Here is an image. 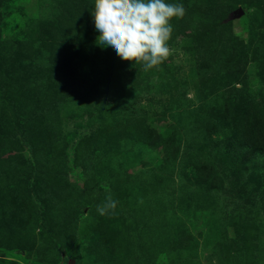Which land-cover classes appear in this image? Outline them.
<instances>
[{"label":"rangeland","instance_id":"1","mask_svg":"<svg viewBox=\"0 0 264 264\" xmlns=\"http://www.w3.org/2000/svg\"><path fill=\"white\" fill-rule=\"evenodd\" d=\"M178 2L145 70L94 0H0V264H264V0Z\"/></svg>","mask_w":264,"mask_h":264},{"label":"clouds","instance_id":"2","mask_svg":"<svg viewBox=\"0 0 264 264\" xmlns=\"http://www.w3.org/2000/svg\"><path fill=\"white\" fill-rule=\"evenodd\" d=\"M91 12L98 46L148 70L168 57L171 21L182 18L185 8L178 0H94ZM111 207L115 201L97 211Z\"/></svg>","mask_w":264,"mask_h":264},{"label":"trees","instance_id":"3","mask_svg":"<svg viewBox=\"0 0 264 264\" xmlns=\"http://www.w3.org/2000/svg\"><path fill=\"white\" fill-rule=\"evenodd\" d=\"M218 16V15H217ZM217 16H215V15H211V17H210V19H214L213 17H217ZM208 21V20H207ZM216 21H218V22H221L219 19H217ZM219 24H221V23H219ZM207 37H209V35L208 36H205V38H207ZM87 38H88V36H87ZM85 42V44H88L87 43V41L85 40L84 41ZM68 50H72V51H75V45L74 44H71L70 46H69V48H68ZM240 59H241V57L236 53V58H235V60H236V62L238 63V64H241V61H240ZM221 60V59H220ZM220 63H222V60L220 61ZM75 73V72H74ZM73 73V74H74ZM72 74V75H73ZM71 75V76H72ZM87 77H88V74H86V73H84V74H80L79 76H78V78H80V79H87ZM69 81V80H68ZM79 85L80 84H76V83H67L66 85H63L62 87H57V88H55V95L57 94V98L58 99H63V98H65V97H67V99L69 98V97H71V93H73V91L75 90V91H77V89H80V87H79ZM72 88V89H71ZM71 89V91L68 93V94H66V91H68V90H70ZM59 94V95H58ZM66 94V95H65ZM63 96V97H62ZM56 103H60L61 104V100L60 101H57ZM58 237H59V239H60V245H61V247H63V246H65V239H66V237H65V234L64 233H59L58 234Z\"/></svg>","mask_w":264,"mask_h":264},{"label":"water","instance_id":"4","mask_svg":"<svg viewBox=\"0 0 264 264\" xmlns=\"http://www.w3.org/2000/svg\"><path fill=\"white\" fill-rule=\"evenodd\" d=\"M233 13H234V14H232L233 17H238V16H240V15H242L244 13V10L242 8H238Z\"/></svg>","mask_w":264,"mask_h":264}]
</instances>
